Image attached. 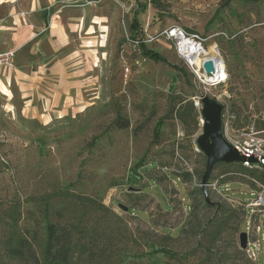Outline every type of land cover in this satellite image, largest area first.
Wrapping results in <instances>:
<instances>
[{"label":"rangeland","instance_id":"obj_1","mask_svg":"<svg viewBox=\"0 0 264 264\" xmlns=\"http://www.w3.org/2000/svg\"><path fill=\"white\" fill-rule=\"evenodd\" d=\"M158 1L161 8L150 0H58L76 32V91L50 108L45 95L29 101L15 79L3 84L10 96L0 86V264H34L4 253L12 215L43 239L47 220L81 214L115 233L98 236L95 261L81 264H264L263 245L256 259L240 246L242 231L260 237L264 211L250 203L264 184L242 164H219L207 203V158L197 143L203 94L223 104L231 132L253 126L264 138V0ZM173 27L200 34L227 78L206 81L168 37ZM141 42L167 61L146 57Z\"/></svg>","mask_w":264,"mask_h":264},{"label":"crops","instance_id":"obj_2","mask_svg":"<svg viewBox=\"0 0 264 264\" xmlns=\"http://www.w3.org/2000/svg\"><path fill=\"white\" fill-rule=\"evenodd\" d=\"M57 2L0 0V52L17 49L14 71L0 68V86L5 84L11 88L15 79L29 101L45 95L50 99L47 104L50 108L52 100L72 96L77 81L76 48L72 46L76 32L70 29L69 20L59 16L64 9ZM48 16L52 20L47 27Z\"/></svg>","mask_w":264,"mask_h":264},{"label":"trees","instance_id":"obj_3","mask_svg":"<svg viewBox=\"0 0 264 264\" xmlns=\"http://www.w3.org/2000/svg\"><path fill=\"white\" fill-rule=\"evenodd\" d=\"M156 8H161L160 1L150 0ZM137 18V16H136ZM142 53L155 61H167L158 51L149 49L143 42L140 43ZM191 110L195 111L192 102L187 103ZM121 128L127 127L128 123L120 124ZM226 166H235L237 163H218ZM245 168V167H244ZM250 176L264 184V170L246 168ZM211 181V180H210ZM74 201L83 203L100 212L108 211V207L93 197L80 194H71ZM45 210L49 213L50 206ZM61 212V210L59 211ZM80 216H71L64 223L46 221L43 239H39L37 233L24 231L19 228L18 216H11V228L2 242L4 253L10 260L29 261L34 264H81L82 261H95L98 248V236L102 233L113 232L111 225L104 229L99 226H90ZM115 234V233H114ZM41 254V258L39 257Z\"/></svg>","mask_w":264,"mask_h":264},{"label":"water","instance_id":"obj_4","mask_svg":"<svg viewBox=\"0 0 264 264\" xmlns=\"http://www.w3.org/2000/svg\"><path fill=\"white\" fill-rule=\"evenodd\" d=\"M204 69L207 73L214 72L215 66L213 61L206 60L204 62ZM201 102L203 130L198 135L197 143L207 158L206 170L202 178V190L205 194L206 202L214 204V202L210 200L207 188L215 165L218 163L242 164L246 160V157L241 155L224 135L222 119L224 109L223 104L208 94H203L201 96ZM119 206L124 210L128 209V207L120 203ZM247 243L248 232L242 231L240 233L241 248L245 249L247 247Z\"/></svg>","mask_w":264,"mask_h":264},{"label":"built area","instance_id":"obj_5","mask_svg":"<svg viewBox=\"0 0 264 264\" xmlns=\"http://www.w3.org/2000/svg\"><path fill=\"white\" fill-rule=\"evenodd\" d=\"M167 35L178 41L183 37L190 38L197 42L200 46H204L205 39L198 33H189L181 27H173L167 31ZM180 47V45H179ZM17 49L9 48L0 52V68L12 69L15 67ZM224 135L230 141L238 152L246 157L242 166L249 169H262L264 170V138L259 135V131L255 128L249 127L246 129L238 130L237 133L231 132L229 124H223ZM250 206L263 209L264 211V188L253 199ZM258 234L260 237L256 241L250 238V229L248 230V243L244 249L250 258L256 259L260 256V251L263 245L264 249V223L258 226Z\"/></svg>","mask_w":264,"mask_h":264},{"label":"bare ground","instance_id":"obj_6","mask_svg":"<svg viewBox=\"0 0 264 264\" xmlns=\"http://www.w3.org/2000/svg\"><path fill=\"white\" fill-rule=\"evenodd\" d=\"M179 42L180 48L182 50V55L191 66H195L197 67V69L203 70L204 62L206 60L213 61L215 71L212 73H207L206 71L204 72V77L206 78V81L212 80L217 83L227 78L226 68L220 57L211 54L205 47L200 46L197 42L190 38H180ZM1 86L2 93L6 96H10L11 91L5 85Z\"/></svg>","mask_w":264,"mask_h":264}]
</instances>
